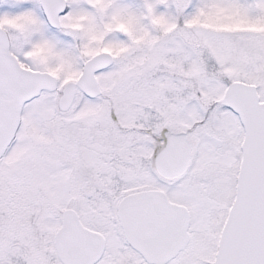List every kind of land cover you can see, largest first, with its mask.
<instances>
[{
    "label": "snow or ice",
    "instance_id": "1",
    "mask_svg": "<svg viewBox=\"0 0 264 264\" xmlns=\"http://www.w3.org/2000/svg\"><path fill=\"white\" fill-rule=\"evenodd\" d=\"M0 264H264V0H0Z\"/></svg>",
    "mask_w": 264,
    "mask_h": 264
}]
</instances>
